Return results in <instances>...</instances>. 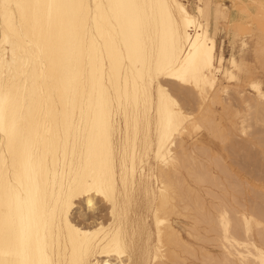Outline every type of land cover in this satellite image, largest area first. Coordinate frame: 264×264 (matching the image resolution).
Instances as JSON below:
<instances>
[{"label":"bare ground","instance_id":"obj_1","mask_svg":"<svg viewBox=\"0 0 264 264\" xmlns=\"http://www.w3.org/2000/svg\"><path fill=\"white\" fill-rule=\"evenodd\" d=\"M230 1L0 0V261L264 264L259 191L204 139L264 144V0Z\"/></svg>","mask_w":264,"mask_h":264},{"label":"rangeland","instance_id":"obj_2","mask_svg":"<svg viewBox=\"0 0 264 264\" xmlns=\"http://www.w3.org/2000/svg\"><path fill=\"white\" fill-rule=\"evenodd\" d=\"M225 1H226V3H229V4L231 2L230 0H225ZM247 62L252 67L251 68L252 69V73L253 74L256 73V74H258L260 77H262L264 79V68L261 67L260 62L258 61V59L256 58V56H255V54L253 52H249L247 54ZM246 87L248 88V85H246ZM194 97L196 99L194 98L195 100H193V102L190 105L193 104V106H196V104L194 102L197 101V97H196V95ZM228 97H230V98H228ZM228 97H227V99H229L228 101L229 102L232 101V105L235 106V107H233L234 109L240 105L239 104L240 99H236V98H238V95L234 94V92L231 93V96H228ZM238 100H239V102H238ZM240 108L241 107H239V109ZM252 131H253V129H252ZM232 135L233 134H231V136ZM209 136H211V135L206 134L204 136L205 137L204 139L205 140L207 139L206 140L207 145L211 146L210 147V150H211L212 154L215 155L216 157L219 156L218 159L215 158V157H213L214 160H216V159L217 160H219V159L222 160L223 161V165L225 164L226 165L225 167H227L228 169H230V172H231V176L230 177L233 176L231 179L233 181L235 180L236 183H239V184L243 183V185H242V188L244 189L243 193H245L244 196H245V198H247V200H250L253 197L252 194H251V191L253 193L254 190H258L259 192L258 191H256V192H258V196L259 197L256 200H257L258 203H260L264 207V199H262L264 197V193H262V192H264V168H263V166H264V164H263V162H264V154H263L264 153L263 152L264 151V144H263L262 147L261 146H258V145H254V146L252 145L251 150H252V152L255 151V154H256L255 157H252V156H249L248 155V153L246 151V148H245V150L242 149L243 147L240 148V150H235V149H238V147H240V146L237 145V148H236V146H234L235 149L232 147V145H231L232 148L229 146L230 144H233V141L235 142L237 140V142H238V140L240 139V142H241V140H244V138L246 139V136H239L238 137L236 135L237 136L236 137L235 134H234L233 136L235 137V139H234V137L232 138L231 136H230L229 139L228 138L227 139H225V138L224 139H220V138H216V137L213 138V137H209ZM241 137H243V138H241ZM232 139H233V141H232ZM246 141L247 140H245L244 142H246ZM224 143H225V145H224ZM248 144L250 145L251 143L249 142ZM227 145H228V147H230L231 150L232 149H234V150H232V151L230 150V152H229V149L226 150V148H228ZM253 148H255L256 150L255 149L253 150ZM257 148H258V151H257ZM233 151H237V152L234 153ZM258 152L261 153V154H259ZM257 153L260 156H258ZM262 157H263V161H262ZM256 159L259 160V161L257 160L258 163H259V166L263 165V166H261L262 169L257 165ZM220 160L218 162H220ZM253 161L254 162L256 161V162L254 163ZM256 168L257 169H260L261 171L260 170L258 171ZM252 170H254L255 172L252 171ZM262 170H263V172H262ZM245 171L246 172H249L250 171V172L249 173H246ZM259 172H260V174L262 173V175L257 174ZM238 179H240V180H238ZM258 179H259V181H258ZM262 179H263V181H262ZM247 185L250 186V187L247 188L248 187ZM254 186H256V189H255ZM246 191H247V193H246ZM243 193H242V195H243ZM246 196H248V197H246ZM262 201H263V203H261ZM87 206H88V204H86L85 201H81V202H79L78 207L75 209V211L73 213L74 217L76 219H78L79 221H81V222L89 223L91 221H94L98 217H102V216L103 217H107V215H108V206H107V204L105 202L99 200V199L97 200V203H96L95 208L93 210L91 208L87 207Z\"/></svg>","mask_w":264,"mask_h":264},{"label":"snow or ice","instance_id":"obj_3","mask_svg":"<svg viewBox=\"0 0 264 264\" xmlns=\"http://www.w3.org/2000/svg\"><path fill=\"white\" fill-rule=\"evenodd\" d=\"M0 264H4V262L3 261H0ZM7 264H17V262H15V261H8Z\"/></svg>","mask_w":264,"mask_h":264}]
</instances>
